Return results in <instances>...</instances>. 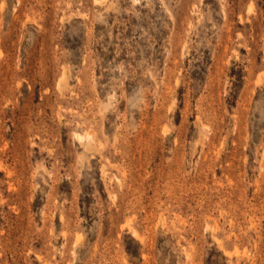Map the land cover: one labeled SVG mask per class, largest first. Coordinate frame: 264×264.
<instances>
[{"label":"rangeland","instance_id":"obj_1","mask_svg":"<svg viewBox=\"0 0 264 264\" xmlns=\"http://www.w3.org/2000/svg\"><path fill=\"white\" fill-rule=\"evenodd\" d=\"M0 264H264V0H0Z\"/></svg>","mask_w":264,"mask_h":264}]
</instances>
